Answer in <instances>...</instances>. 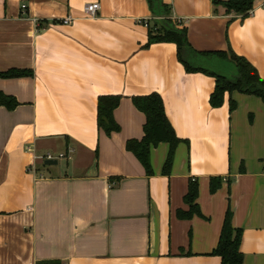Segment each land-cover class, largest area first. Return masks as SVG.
<instances>
[{
  "label": "crops",
  "instance_id": "obj_1",
  "mask_svg": "<svg viewBox=\"0 0 264 264\" xmlns=\"http://www.w3.org/2000/svg\"><path fill=\"white\" fill-rule=\"evenodd\" d=\"M163 1L193 49L233 52L264 78V0L245 17L226 0ZM152 17L147 0H0V72L31 73L0 76L18 102L0 106V264H222L211 251L228 205L240 264H264V104L233 91L211 107L214 79L186 71L174 43H149ZM153 92L179 138L166 175L167 143L151 148V174L126 148L145 122L133 97ZM102 96L118 97L117 131L97 124ZM190 181L202 215L182 218Z\"/></svg>",
  "mask_w": 264,
  "mask_h": 264
},
{
  "label": "trees",
  "instance_id": "obj_2",
  "mask_svg": "<svg viewBox=\"0 0 264 264\" xmlns=\"http://www.w3.org/2000/svg\"><path fill=\"white\" fill-rule=\"evenodd\" d=\"M149 9L153 15V25L149 27V43L172 42L176 46L177 60L188 72H202L214 79V87L209 95L211 107H220L224 101L225 93L237 91L259 97L264 104V78H262L255 67L244 57L233 52L227 54L224 51H197L191 47L187 40L186 29L179 27L170 17V7L163 0H147ZM253 0H226L222 2L228 11L245 17L252 8ZM216 58L225 61L226 64L215 69L206 68L199 64L201 58ZM26 69H8L0 72L2 77H21L30 75ZM135 106L143 112L145 122L143 124V136L141 139H129L126 148L132 152L140 161L147 174H151L150 150L158 143L168 144V152L165 158L162 172L168 174L173 161L176 145L179 138L176 136L169 123L163 107V101L158 93H150L144 96L133 97ZM118 104L116 96H102L97 103V124L106 133L117 131L118 124L113 119V110ZM18 105L17 100L0 90V106L9 110ZM236 108V103L229 99V111ZM242 165L240 170L242 171ZM221 184L220 177L209 179V192L214 193ZM198 186L190 181L183 201L187 204L186 210H179L178 215L182 218H191L193 215L201 216L197 204ZM232 212L229 205L226 208L216 246L211 254L219 256L222 264H240L243 260L239 248L241 229L233 227ZM38 264H62L57 260L42 261Z\"/></svg>",
  "mask_w": 264,
  "mask_h": 264
},
{
  "label": "built area",
  "instance_id": "obj_3",
  "mask_svg": "<svg viewBox=\"0 0 264 264\" xmlns=\"http://www.w3.org/2000/svg\"><path fill=\"white\" fill-rule=\"evenodd\" d=\"M21 7L25 8V5L23 4ZM99 8H100V5L98 2H90V3H86L83 6V11L87 17L91 18V17H95ZM70 20H71V17L67 16L64 19H62V22L67 24V23H69ZM139 22H142L145 26H148V22L146 20H143V21L140 20ZM64 156H65L64 153H59V154L55 155L51 152H47L43 156H40L39 159H42V160H48V159L53 160V159H55L56 160V159L62 158Z\"/></svg>",
  "mask_w": 264,
  "mask_h": 264
},
{
  "label": "rangeland",
  "instance_id": "obj_4",
  "mask_svg": "<svg viewBox=\"0 0 264 264\" xmlns=\"http://www.w3.org/2000/svg\"><path fill=\"white\" fill-rule=\"evenodd\" d=\"M199 64L206 67V68H210V69H215V68H219L223 65L226 64L225 61H222V60H217L216 58H210V57H207V58H201V60L199 59ZM66 158L63 159V158H58V163L60 164H64L66 161Z\"/></svg>",
  "mask_w": 264,
  "mask_h": 264
},
{
  "label": "water",
  "instance_id": "obj_5",
  "mask_svg": "<svg viewBox=\"0 0 264 264\" xmlns=\"http://www.w3.org/2000/svg\"><path fill=\"white\" fill-rule=\"evenodd\" d=\"M57 161L55 159L51 160V159H48V160H45L44 163L45 164H55Z\"/></svg>",
  "mask_w": 264,
  "mask_h": 264
}]
</instances>
